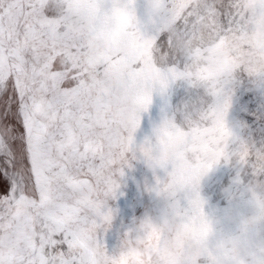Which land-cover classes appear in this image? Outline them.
<instances>
[{"label":"snow or ice","instance_id":"6c2138e0","mask_svg":"<svg viewBox=\"0 0 264 264\" xmlns=\"http://www.w3.org/2000/svg\"><path fill=\"white\" fill-rule=\"evenodd\" d=\"M246 79L264 81V0H0V264H106L116 177L162 138L177 223L210 227L199 183L222 158L264 188V143H236L228 123ZM177 81L188 99L136 145L154 94ZM232 233L242 250L219 264H264V218ZM215 255L208 242L198 264Z\"/></svg>","mask_w":264,"mask_h":264},{"label":"rangeland","instance_id":"374dc122","mask_svg":"<svg viewBox=\"0 0 264 264\" xmlns=\"http://www.w3.org/2000/svg\"><path fill=\"white\" fill-rule=\"evenodd\" d=\"M189 95L183 81L171 85L166 94H154L149 113L145 114L141 126L134 133L135 144L139 145L146 137H150L154 123L159 122L165 113L178 108ZM246 95L250 99L237 108L239 99ZM234 96L228 123L235 134L236 143L255 142L259 146L264 143V81L243 80ZM131 157L130 153L131 166H125L124 174L116 177L119 187L115 198H109L104 209L111 210L113 217L106 229L102 230V238L109 252L118 249L125 233L145 215H152L159 221L170 217L176 210L173 199L164 200L146 187L147 184H155L154 171L146 158L139 151L135 152V158ZM155 175L167 177L163 168L155 169ZM253 186L250 169L241 166L237 157L222 158L212 165L200 180L199 192L204 201V212L215 228L229 232L238 230L240 219L254 211ZM256 192L264 197V188H257ZM178 199L181 210L189 208L185 192L178 193Z\"/></svg>","mask_w":264,"mask_h":264},{"label":"clouds","instance_id":"9594fccd","mask_svg":"<svg viewBox=\"0 0 264 264\" xmlns=\"http://www.w3.org/2000/svg\"><path fill=\"white\" fill-rule=\"evenodd\" d=\"M165 136L167 131L161 129ZM170 141L161 140L158 154H153L149 146H141L139 151L149 162L154 171L155 184H147L149 191H155L164 200H171L175 191L171 172L166 178L155 175V169L172 159ZM246 152L247 148L242 147ZM131 158H135V154ZM260 186L254 185L253 191ZM264 197L253 200L254 211L251 215L240 219L238 227L242 230L254 227L264 218ZM196 215V214H194ZM209 219V218H208ZM210 227L200 230L199 218L189 219L185 223H177L175 215L166 216L162 220L152 215H145L135 226L122 237L115 252H103L106 264H198V258L204 256L208 242L217 249L208 264H219L226 254L238 255L242 250L240 238L234 233L218 230L211 220Z\"/></svg>","mask_w":264,"mask_h":264}]
</instances>
